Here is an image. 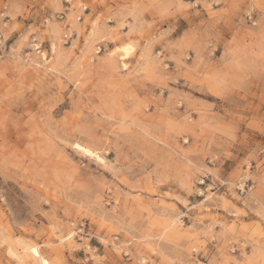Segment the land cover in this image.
Here are the masks:
<instances>
[{
	"label": "rangeland",
	"instance_id": "1",
	"mask_svg": "<svg viewBox=\"0 0 264 264\" xmlns=\"http://www.w3.org/2000/svg\"><path fill=\"white\" fill-rule=\"evenodd\" d=\"M0 41V264H264V0H0Z\"/></svg>",
	"mask_w": 264,
	"mask_h": 264
},
{
	"label": "built area",
	"instance_id": "2",
	"mask_svg": "<svg viewBox=\"0 0 264 264\" xmlns=\"http://www.w3.org/2000/svg\"><path fill=\"white\" fill-rule=\"evenodd\" d=\"M0 49H1V41H0ZM241 191H242V192L245 191V186H242Z\"/></svg>",
	"mask_w": 264,
	"mask_h": 264
},
{
	"label": "bare ground",
	"instance_id": "3",
	"mask_svg": "<svg viewBox=\"0 0 264 264\" xmlns=\"http://www.w3.org/2000/svg\"><path fill=\"white\" fill-rule=\"evenodd\" d=\"M125 56V55H124ZM83 148V147H82ZM85 149V148H84ZM83 150V149H82ZM88 151V150H87ZM89 152V151H88Z\"/></svg>",
	"mask_w": 264,
	"mask_h": 264
}]
</instances>
